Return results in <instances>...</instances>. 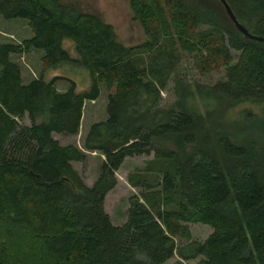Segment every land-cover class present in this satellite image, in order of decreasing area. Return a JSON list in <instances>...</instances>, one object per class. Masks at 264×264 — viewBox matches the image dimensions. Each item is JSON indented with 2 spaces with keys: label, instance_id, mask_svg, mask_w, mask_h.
Here are the masks:
<instances>
[{
  "label": "trees",
  "instance_id": "1",
  "mask_svg": "<svg viewBox=\"0 0 264 264\" xmlns=\"http://www.w3.org/2000/svg\"><path fill=\"white\" fill-rule=\"evenodd\" d=\"M128 2L147 37L133 46L96 13L60 0H0V16L26 19L32 31L22 43H0V235L9 240L0 239V264H164L175 255L194 264H264V142L248 138L264 121L240 137L220 123L227 108L264 100V42L237 31L218 0L238 37L186 0ZM227 2L242 25L250 19L255 33L244 26L264 36V0ZM64 40L73 42L76 57ZM31 49L43 52L45 68H86L89 87L77 91L62 76L24 82L11 55ZM184 52L203 75L224 66L223 79L185 89L176 71ZM172 74L177 99L165 107L161 91ZM61 79L69 82L65 91L56 87ZM101 84L114 89L107 118L84 138L86 150L103 155L88 186L73 166L85 152L53 134H78L84 103L98 98ZM194 94L216 108L194 111ZM140 155H152L162 174L135 172L129 184L160 189L147 202L131 197L125 222L114 225L106 195L124 159ZM189 224L208 225L211 233L193 240Z\"/></svg>",
  "mask_w": 264,
  "mask_h": 264
},
{
  "label": "rangeland",
  "instance_id": "2",
  "mask_svg": "<svg viewBox=\"0 0 264 264\" xmlns=\"http://www.w3.org/2000/svg\"><path fill=\"white\" fill-rule=\"evenodd\" d=\"M62 4L74 6L80 11L96 13L104 22L109 23L114 28L118 39L125 45L133 46L146 40V35L137 20L134 19L130 9L128 0H60ZM188 6L201 8L215 15V18L223 23L225 28L229 29L234 38L239 35L230 25L227 16L223 12L222 7L217 0H186ZM242 23L248 26L252 32L256 22L250 19L242 20ZM255 33V32H254ZM172 32H169L171 35ZM32 36V31L29 23L23 18L5 19L0 16V43H22ZM63 48L66 49L72 57H76L73 42L70 40L63 41ZM234 59L237 58L238 52L231 48ZM43 52L36 49H31L29 52L22 54H12L11 59L16 62L22 73L23 81H29L34 78L43 77L45 80H50L55 76H62L71 79L76 84L77 91L85 90L90 85L89 71L82 67L72 65L71 63H61L57 67L45 68L42 62ZM178 76L185 84V89L194 90L197 86H212L216 82L223 79L225 74L224 66H220L207 74H201L194 64L192 58L182 53V59L176 67ZM177 78V77H176ZM173 74L165 90L161 91V105L172 106L177 99L175 91V79ZM69 82L65 79L58 80L56 87L59 91H65ZM113 87L108 89L104 84L100 86V93L97 99L93 101H85L82 113V119L78 134L74 136L53 134L59 143L62 145L72 144L85 152L86 160L84 162H73L74 168L82 175L85 183L91 186L100 174L103 155L96 151H89L84 148V138L91 124L99 121H104L107 118L106 105L107 96L113 91ZM196 90V89H195ZM189 104L194 111L205 113L207 110H214L216 102L211 98L200 97L196 94L189 99ZM192 109V110H193ZM264 121V100L244 101L227 108L220 123H223L239 137L244 136L243 128L249 125L262 124ZM25 125H30L27 118L22 121ZM252 135L254 138H259V142H264V127L255 128ZM262 130V131H261ZM163 167L153 159V156H133L124 159L120 168L115 172L117 184L109 191L105 198L104 208L108 213L110 220L114 225H120L125 222L127 217L128 201L131 197L137 196L140 201L151 199L154 192H158L160 188L143 189L140 187H132L128 182V176L135 172L146 175L162 174ZM189 229L193 240L203 241L210 233L211 228L203 224H189ZM0 239L7 242V237L0 235ZM176 243L184 244L185 240L177 236ZM9 255L15 259L19 254L17 245L12 241ZM195 261H183L176 255L169 259L164 264H194Z\"/></svg>",
  "mask_w": 264,
  "mask_h": 264
},
{
  "label": "water",
  "instance_id": "3",
  "mask_svg": "<svg viewBox=\"0 0 264 264\" xmlns=\"http://www.w3.org/2000/svg\"><path fill=\"white\" fill-rule=\"evenodd\" d=\"M221 5L223 6L227 16L233 23L234 27L237 31H239L243 36L249 40H253L256 42H264V36L261 35H255L251 33L244 25H242L237 17L235 16L233 10L231 9L230 5L228 4L227 0H218Z\"/></svg>",
  "mask_w": 264,
  "mask_h": 264
},
{
  "label": "crops",
  "instance_id": "4",
  "mask_svg": "<svg viewBox=\"0 0 264 264\" xmlns=\"http://www.w3.org/2000/svg\"><path fill=\"white\" fill-rule=\"evenodd\" d=\"M21 75H22V73H21ZM24 82H27V81H24ZM65 145H67V144H65Z\"/></svg>",
  "mask_w": 264,
  "mask_h": 264
}]
</instances>
